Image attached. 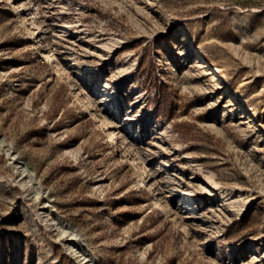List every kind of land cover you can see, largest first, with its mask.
I'll return each instance as SVG.
<instances>
[{"label": "rangeland", "instance_id": "374dc122", "mask_svg": "<svg viewBox=\"0 0 264 264\" xmlns=\"http://www.w3.org/2000/svg\"><path fill=\"white\" fill-rule=\"evenodd\" d=\"M0 264H264V0H0Z\"/></svg>", "mask_w": 264, "mask_h": 264}, {"label": "bare ground", "instance_id": "6f19581e", "mask_svg": "<svg viewBox=\"0 0 264 264\" xmlns=\"http://www.w3.org/2000/svg\"><path fill=\"white\" fill-rule=\"evenodd\" d=\"M35 31V30H34ZM35 35H33V37H34ZM36 37V36H35ZM47 57L50 59V60H52V63H54V60H53V57H52V54H48L47 55ZM56 70L57 71H59V69L56 67ZM246 117H248V116H246ZM143 186H147L146 185V179H143V182H142V184H139L138 185V188H142Z\"/></svg>", "mask_w": 264, "mask_h": 264}]
</instances>
